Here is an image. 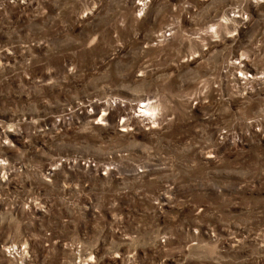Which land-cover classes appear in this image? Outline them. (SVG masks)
Masks as SVG:
<instances>
[{
    "label": "rangeland",
    "instance_id": "374dc122",
    "mask_svg": "<svg viewBox=\"0 0 264 264\" xmlns=\"http://www.w3.org/2000/svg\"><path fill=\"white\" fill-rule=\"evenodd\" d=\"M0 264H264V0H0Z\"/></svg>",
    "mask_w": 264,
    "mask_h": 264
}]
</instances>
